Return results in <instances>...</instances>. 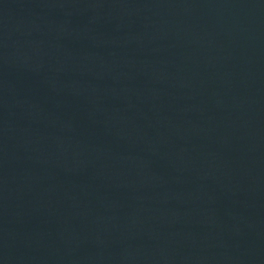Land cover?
Returning <instances> with one entry per match:
<instances>
[{"label":"water","instance_id":"water-1","mask_svg":"<svg viewBox=\"0 0 264 264\" xmlns=\"http://www.w3.org/2000/svg\"><path fill=\"white\" fill-rule=\"evenodd\" d=\"M0 264H264V0H0Z\"/></svg>","mask_w":264,"mask_h":264}]
</instances>
